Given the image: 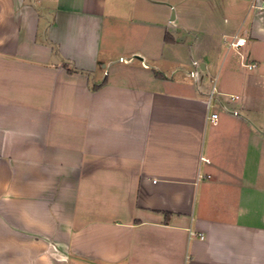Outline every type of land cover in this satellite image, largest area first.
<instances>
[{
    "label": "crops",
    "instance_id": "1",
    "mask_svg": "<svg viewBox=\"0 0 264 264\" xmlns=\"http://www.w3.org/2000/svg\"><path fill=\"white\" fill-rule=\"evenodd\" d=\"M262 1L0 0V264H264Z\"/></svg>",
    "mask_w": 264,
    "mask_h": 264
},
{
    "label": "built area",
    "instance_id": "2",
    "mask_svg": "<svg viewBox=\"0 0 264 264\" xmlns=\"http://www.w3.org/2000/svg\"><path fill=\"white\" fill-rule=\"evenodd\" d=\"M253 8L255 9H264V0L262 1L261 5H257V4H252L251 5ZM244 44V39H241V38H236L234 37V40L231 41L229 43L230 47H233V48H237L239 46H242ZM247 68L249 69H252L253 66L252 65H248L247 63L244 64ZM208 121L211 123V124H216L217 120H218V113H211L209 116H208ZM201 238H203L202 236H200Z\"/></svg>",
    "mask_w": 264,
    "mask_h": 264
}]
</instances>
